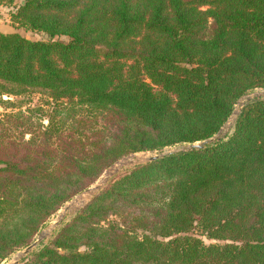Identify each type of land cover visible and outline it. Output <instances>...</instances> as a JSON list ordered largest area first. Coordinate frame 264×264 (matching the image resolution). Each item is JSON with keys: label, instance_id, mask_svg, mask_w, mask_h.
Segmentation results:
<instances>
[{"label": "trees", "instance_id": "obj_1", "mask_svg": "<svg viewBox=\"0 0 264 264\" xmlns=\"http://www.w3.org/2000/svg\"><path fill=\"white\" fill-rule=\"evenodd\" d=\"M0 3V262L120 158L211 138L264 88V0ZM20 264H264V99L113 177Z\"/></svg>", "mask_w": 264, "mask_h": 264}, {"label": "water", "instance_id": "obj_2", "mask_svg": "<svg viewBox=\"0 0 264 264\" xmlns=\"http://www.w3.org/2000/svg\"><path fill=\"white\" fill-rule=\"evenodd\" d=\"M257 94H258V97L255 98L253 96L254 95L253 93L252 94L247 93L237 102L232 115L230 116L228 121L224 124V126L222 127L219 134H217L211 138L205 139L203 141H198L195 143H189V144H186L185 146L181 145V147H175V148L166 147L160 151L135 152V153H132L131 155H129V158H139L140 160L137 163L142 164V163L156 161V160H159V159L164 158L166 156H169L172 154H177L179 152L205 149L208 145L213 144V143L219 141L221 138H224L228 134L232 133V131L230 132V128L233 127V129H234L236 121H237V119L241 113L242 108L245 106V104L248 103L249 101H252V100L257 99V98L264 99V91L261 93H257ZM259 95H261V96H259ZM150 152H159V153L150 155ZM126 163H127V157L118 160L113 165H111L108 169H106L105 176L103 178H101L96 184H94L93 186L84 190L69 205L65 206L63 208V211L60 213L58 220L53 225H51L48 230H45L41 234V236L37 239V241L30 244L21 253H19L18 256L16 257V259L11 264H20L24 258H26L28 255H30V253L38 247V245L40 244L42 239L45 236H47L49 234V232H51L52 230H53V233L57 232L63 226V224L66 222L65 216L68 213L72 212L73 209L77 205H79L83 202L88 203L92 198H94L109 183V181L121 169V167L126 165Z\"/></svg>", "mask_w": 264, "mask_h": 264}, {"label": "rangeland", "instance_id": "obj_3", "mask_svg": "<svg viewBox=\"0 0 264 264\" xmlns=\"http://www.w3.org/2000/svg\"><path fill=\"white\" fill-rule=\"evenodd\" d=\"M14 10V7L12 6H8L7 4H2L0 3V31H3V32H12L14 31V28H13V23H12V20H11V12ZM24 35H26L27 37L29 38H41V37H45V35L41 34V33H38V32H33V31H26V30H20ZM264 91V88H258L256 90H253V91H250L248 94H254L253 96L256 98L258 97V94L257 93H261ZM256 95V96H255ZM261 96V95H259ZM40 98V95H34L33 96V103L34 104H37L39 102L38 99ZM253 98V97H252ZM33 106V105H32ZM0 111L3 112L4 109L0 107ZM45 123H47V121H45ZM233 131V127L230 128V132ZM186 144H184L183 146H185ZM175 147H181V145L179 146H173V148ZM156 153H159V152H150V155H153V154H156ZM132 153L122 157V158H125L127 157V163L126 165L122 166L121 169L114 175L117 176V175H120L122 173H124L125 171L133 168L135 165L139 164L137 162H139V158H129V155H131ZM120 158V159H122ZM119 159V160H120ZM105 176V172L102 174V176L94 183L96 184L101 178H103ZM94 184H92L91 186H93ZM90 186V187H91ZM88 189V188H87ZM86 190V189H85ZM83 192V191H82ZM82 192H80L79 194H77L76 196H74L71 200L67 201L55 214H53L50 219L45 223V225L38 231V233L36 234L35 236V239L34 241H32V243H34L35 241H37V239L41 236V234L45 231V230H48L49 227L51 225H53L57 220H58V217L60 215V213L63 211V208L67 205H69L74 199L77 198L78 195H80ZM87 203L83 202L79 205H77L72 212L68 213L66 216H65V223H68L69 221H71V219L73 217H75V215L77 214L78 210H80L81 208H83ZM63 224V225H64ZM56 232L53 233V230L51 232H49V234L47 236H45L42 241L40 242V244L38 245V247L33 250L32 252L36 251L40 246H42V243H48L49 240H51L54 235H55ZM30 243V244H32ZM29 246V245H28ZM26 247L22 248V249H19L17 251H15L14 253H12L8 258L4 259L3 261L0 262V264H11L15 259L16 257L18 256L19 253H21ZM31 252V253H32ZM30 253V254H31ZM29 256V255H28ZM27 256V257H28Z\"/></svg>", "mask_w": 264, "mask_h": 264}]
</instances>
